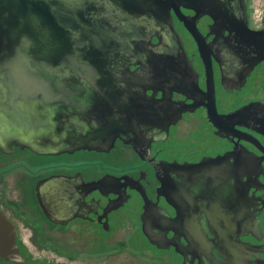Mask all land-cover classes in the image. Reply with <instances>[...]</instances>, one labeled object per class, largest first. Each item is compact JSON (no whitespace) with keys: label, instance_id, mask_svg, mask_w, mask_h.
<instances>
[{"label":"flooded vegetation","instance_id":"obj_1","mask_svg":"<svg viewBox=\"0 0 264 264\" xmlns=\"http://www.w3.org/2000/svg\"><path fill=\"white\" fill-rule=\"evenodd\" d=\"M213 25L157 0H0V236L23 258L0 264H264V60L243 81Z\"/></svg>","mask_w":264,"mask_h":264},{"label":"water","instance_id":"obj_2","mask_svg":"<svg viewBox=\"0 0 264 264\" xmlns=\"http://www.w3.org/2000/svg\"><path fill=\"white\" fill-rule=\"evenodd\" d=\"M160 5L168 6V7H180L182 5L193 8L197 15L208 14L214 19L213 27L217 30V36H220L222 39L226 38V42L223 43L224 49L221 51L224 54H227L236 64L237 66H241L244 62L248 63V66L245 67L243 71V81L246 80V76L250 73L251 69L260 61L264 60V28L263 29H253L249 24V15H248V7L246 0H157ZM172 19V18H171ZM171 28L174 34V37L179 41L181 52L186 55L187 52L183 46V42L178 36L177 31L174 27L173 20L170 21ZM228 31L229 34L225 36V31ZM179 39H178V38ZM217 39V38H216ZM218 41V40H217ZM3 42L1 43L2 46ZM161 44L160 46H163ZM3 49V48H1ZM4 50V49H3ZM17 55V54H15ZM20 55V54H19ZM14 56L12 60L8 61V63H12L13 70L20 71L24 70V66L20 64L17 59H20L21 56ZM21 66H19V64ZM130 69V68H129ZM21 76L16 80V82H21ZM7 83V86H16L21 85V83ZM243 83V82H242ZM3 85H6V82H3ZM11 87V88H12ZM245 112L244 111H236L231 117L239 118ZM264 128V122H263ZM257 131L264 134V129H258L254 127ZM91 142V141H89ZM87 141L83 140H74L71 138L70 140H62L57 143L54 142L55 145L61 146L62 149L70 148V147H81V146H89L87 145ZM101 143V142H99ZM252 155V156H251ZM247 156L252 157V164L255 165L257 163V156L253 153L247 152ZM228 157L221 156L215 158L213 160L203 161L195 167L198 169L208 165H221L225 163ZM229 160V158H228ZM210 165V166H211ZM186 165L182 167L185 168ZM239 179L242 177L241 174L237 176ZM163 183H165V179L162 178ZM223 228V227H222ZM3 232L8 233L7 228L0 227ZM2 233V232H1ZM0 257L6 260H14L21 262L23 260L19 245L16 241L15 236L13 235H5L0 236Z\"/></svg>","mask_w":264,"mask_h":264},{"label":"rangeland","instance_id":"obj_3","mask_svg":"<svg viewBox=\"0 0 264 264\" xmlns=\"http://www.w3.org/2000/svg\"><path fill=\"white\" fill-rule=\"evenodd\" d=\"M249 5L252 25L261 27L264 20V0H249Z\"/></svg>","mask_w":264,"mask_h":264}]
</instances>
